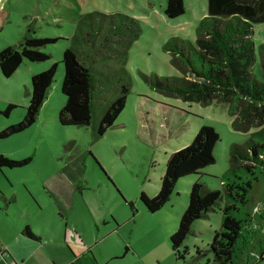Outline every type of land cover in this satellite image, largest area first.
Returning a JSON list of instances; mask_svg holds the SVG:
<instances>
[{
  "label": "rangeland",
  "instance_id": "374dc122",
  "mask_svg": "<svg viewBox=\"0 0 264 264\" xmlns=\"http://www.w3.org/2000/svg\"><path fill=\"white\" fill-rule=\"evenodd\" d=\"M184 3L182 15L168 18L167 0H3L2 8L9 18L0 31V51L18 46L30 35L56 41L40 47L51 55L50 59L40 62L25 59L11 77L0 71V131L24 118L31 77L54 63L57 72L35 123L0 139V154L15 160L32 157L24 167L1 169L0 185L10 187L13 182L20 191L26 190L25 183H33L32 188L37 190L42 182L60 172L81 178L85 189L82 205L85 217L81 221L87 226L93 221L88 206L107 213L108 223H99V239L94 247L99 258L110 252L121 253L125 243L132 249L123 260L109 259L107 264H207L212 260L210 243L214 232L221 229L220 208L226 204L225 197L208 217L194 222L184 242L189 253L185 260H178L170 237L188 206L193 178L180 179L168 202L156 212L148 210L140 194L144 191L152 197L159 192L169 156L191 144L202 125L212 126L220 137L214 148L215 163L203 169L204 188L224 191L231 146L244 144L256 131L236 130L230 105L225 101L216 99L206 105L187 102L160 93L143 77L147 75L152 82L155 77L164 80L182 75L172 62V52L164 46L176 39L189 53L197 39L198 23L208 13V0H184ZM253 29L252 74L262 82L260 46L264 43V23L255 24ZM67 48L76 51L94 69L96 92L89 126H68L59 120V112L66 103L61 87L62 58ZM123 85L129 89L125 108L113 126L98 136L100 120L121 94ZM9 104L16 107L5 115L2 112ZM261 182L264 183V175ZM124 198L133 203V208ZM251 207L250 203L236 215L242 217ZM116 224L120 228L108 235L112 228H117ZM95 231L88 229L86 238ZM107 236L110 237L105 240ZM261 246L264 247V239L250 246L240 239L238 263L247 260L250 249L261 251ZM198 249L205 255L198 256Z\"/></svg>",
  "mask_w": 264,
  "mask_h": 264
},
{
  "label": "trees",
  "instance_id": "16d2710c",
  "mask_svg": "<svg viewBox=\"0 0 264 264\" xmlns=\"http://www.w3.org/2000/svg\"><path fill=\"white\" fill-rule=\"evenodd\" d=\"M207 8L208 13L198 23L197 39L195 44H191L189 53L176 43V39L164 46L172 52V62L182 75L164 80L155 77L152 82L147 75L143 77L160 93L187 102L206 105L216 99L225 101L230 105L236 130L249 132L255 128L256 131L244 144L235 143L231 146L224 191L204 188L203 169L215 163L214 148L220 137L212 126L202 125L191 144L169 156L159 192L150 197L143 191L140 199L149 211L156 212L168 202L180 179L193 178L188 206L180 218L178 228L170 237L176 259L185 260L189 248L184 246V242L192 232V225L208 217L225 197L226 204L220 208L221 229L214 232L210 243L213 259L208 260L207 264H239L236 253L240 239L247 246L252 245L254 241L250 233L255 220L259 217L260 221L264 220L262 210L254 211L256 204L264 200V183L261 182V176L264 175V81L257 80L252 74L255 63L253 27L264 23V0H208ZM185 9L184 0H167L165 14L168 18H176ZM8 18L7 10L1 8L0 31L4 29ZM55 41V38L25 36L18 46H8L0 51V71L4 76L11 77L25 59L34 62L50 59L51 55L40 47ZM260 48L264 71V43ZM62 62L64 79L61 89L66 103L59 112V120L63 125L89 126L93 119L96 92L94 69L88 67L72 48L63 52ZM56 72L57 64L54 63L49 69L31 77V92L25 116L19 122L2 129L0 139L20 133L35 123ZM128 93V86L123 85L121 94L108 106L100 120L96 130L98 136H103L113 126L125 108ZM15 107V104H9L2 113L9 115ZM31 161L32 157L15 160L0 154V170L21 168ZM262 194V197L257 198ZM124 200L133 208L132 202ZM6 202L9 203L8 200ZM250 203L252 207L249 211L245 210L242 217L236 215ZM23 233L35 237L29 226L24 227ZM197 254L205 255L201 249L197 250ZM255 260L256 264H264V252L255 251Z\"/></svg>",
  "mask_w": 264,
  "mask_h": 264
},
{
  "label": "crops",
  "instance_id": "0c3cea01",
  "mask_svg": "<svg viewBox=\"0 0 264 264\" xmlns=\"http://www.w3.org/2000/svg\"><path fill=\"white\" fill-rule=\"evenodd\" d=\"M2 4L3 0H0V9ZM12 184L10 187L0 185V264H9L11 260L16 264H107L109 259L123 260L131 253L132 249L125 243L121 253L110 252L99 258L94 247L99 239V223H108L107 213L88 206L93 221L90 226L81 221L85 217L82 207L85 189L81 178L60 172L49 181L42 182V187L37 190L32 188L33 183H25L26 190L20 191ZM258 209L264 212L263 199L254 207V211ZM25 226L30 227L35 237L23 233ZM119 228L120 225L112 228L108 235L116 233ZM88 229L96 231L86 238ZM263 231L264 220L256 218L250 233L254 242L260 239L263 242ZM261 248L264 250L263 246ZM255 251L264 252L250 249L247 260L242 264H256ZM3 252L9 255L7 259L2 256Z\"/></svg>",
  "mask_w": 264,
  "mask_h": 264
},
{
  "label": "built area",
  "instance_id": "2783aa9c",
  "mask_svg": "<svg viewBox=\"0 0 264 264\" xmlns=\"http://www.w3.org/2000/svg\"><path fill=\"white\" fill-rule=\"evenodd\" d=\"M2 256H3L4 258L7 259L9 255L7 254V252H5V253L3 252V253H2ZM9 264H16V263H15L14 260H11V261L9 262Z\"/></svg>",
  "mask_w": 264,
  "mask_h": 264
}]
</instances>
